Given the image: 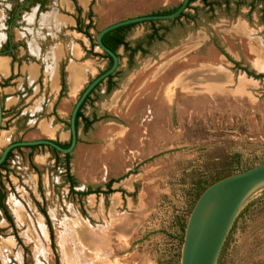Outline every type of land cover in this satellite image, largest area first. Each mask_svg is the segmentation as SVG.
Listing matches in <instances>:
<instances>
[{"label": "rangeland", "instance_id": "rangeland-1", "mask_svg": "<svg viewBox=\"0 0 264 264\" xmlns=\"http://www.w3.org/2000/svg\"><path fill=\"white\" fill-rule=\"evenodd\" d=\"M69 1L45 0L38 11L56 8L74 19L49 45L74 42L90 57L84 88L107 60L78 31L76 16L82 28L90 12L95 40L112 22L164 14L181 0H91L79 14ZM217 1L211 9L194 0L186 17L153 30L146 23L127 28L141 52L127 61L119 47L110 88L101 80L83 103L91 123L78 118L68 153L72 190L63 153L37 146L40 159L32 154L31 167L26 148L11 150L0 173V264H179L201 191L264 162V3ZM69 80L74 91L78 74L70 70ZM78 94L61 114L66 129ZM84 191L93 192L77 194ZM215 264H264V186L238 209Z\"/></svg>", "mask_w": 264, "mask_h": 264}, {"label": "crops", "instance_id": "crops-1", "mask_svg": "<svg viewBox=\"0 0 264 264\" xmlns=\"http://www.w3.org/2000/svg\"><path fill=\"white\" fill-rule=\"evenodd\" d=\"M73 1L70 0L69 2L84 8L90 4L91 0ZM36 2L30 5L32 6L30 12L21 14L20 19L15 22L16 25L10 30L11 41L16 44V48L12 52L14 61L9 54H0V80L11 76L6 85H0L1 149L12 141L32 140L39 137L51 139L60 144L67 143L69 130L63 126L61 114L69 101L81 92L87 74L90 73V57L84 56L74 42L63 45L57 40L49 45L51 37L57 35L60 27L71 26L74 19L57 12L56 8L39 12V6ZM44 2L45 0L42 4ZM221 5L225 6L224 3ZM9 7L8 0H0V47L6 38L4 20L6 9L8 10ZM182 17L176 20H180ZM165 20L173 21L171 18L156 19L151 22L144 20L136 22L130 27L146 23L153 30L157 22ZM73 23L75 25V21ZM142 29L143 26H140L139 30ZM127 32L124 34V40L131 47L138 46V43L131 44L129 42V33ZM119 47L123 50L122 45L116 47L117 57ZM138 47L139 49L135 53L141 52L140 46ZM97 55L103 57L102 52ZM61 62L64 63L63 71L65 72V89L62 92L60 85ZM70 70L75 71L80 80L74 91L69 80ZM21 147L27 149L29 162L34 164L31 159L32 154H34L32 149L37 146H18L13 149ZM34 158L40 159L37 154H34Z\"/></svg>", "mask_w": 264, "mask_h": 264}, {"label": "water", "instance_id": "water-1", "mask_svg": "<svg viewBox=\"0 0 264 264\" xmlns=\"http://www.w3.org/2000/svg\"><path fill=\"white\" fill-rule=\"evenodd\" d=\"M187 3L188 0H181L169 13L132 16L100 28L94 41L96 47L110 57L111 63L84 86L73 103L68 118V145L64 147L46 138L13 141L2 148L0 163L4 160L6 153L17 146L46 145L60 153H69L76 142L75 115L79 106L90 90L113 73L117 67L118 57L114 51L103 45L102 35L113 28L129 23L173 18L184 10ZM261 186H264V162L226 175L205 187L187 216L180 246L179 264H215L238 209L245 199Z\"/></svg>", "mask_w": 264, "mask_h": 264}, {"label": "trees", "instance_id": "trees-1", "mask_svg": "<svg viewBox=\"0 0 264 264\" xmlns=\"http://www.w3.org/2000/svg\"><path fill=\"white\" fill-rule=\"evenodd\" d=\"M35 1H37V0H22L20 3H16V5L12 6V9H11V11H10V15H11L10 17H11V19H13V18L15 17V13H16V11H17V13H18L19 10H26V9L31 5V2H35ZM192 1H194V0H188V3L186 4L185 8L188 7L189 3L192 2ZM199 1H200L204 6H207V7L211 8V9H212V6H213L214 4H218V1H217V0H199ZM235 1H242V0H235ZM261 1L264 3V0H261ZM223 3L226 5L227 0H224ZM177 6H178V5H177ZM177 6H176V7H177ZM176 7H175V8H176ZM175 8H174V9H175ZM174 9H172V10L166 12V13H169V12L173 11ZM75 10H76L77 14L80 13V8H79L78 6H76V5H75ZM18 14H19V13H18ZM90 16H91L90 12H87V14H86V18H87L89 21H88L86 24H84V25L82 26V28H81V25H82V24H81V20H80L79 16H76L75 20H76V25H77V29H78V31L82 32V33L88 38V40H89V42H90V45H91V47H92V46H95L96 44H95V41H94L92 35L88 32V29H89L90 27H92L91 20H90ZM181 16H185V17H186V14H185L184 11H181L177 16H175V17H173V18H171V19H172V20H176V19H178V18L181 17ZM148 21L151 22V21H153V20H148ZM135 23H136V22H134V23H129V24H125V25H121V26H118V27H116V28H113V29L107 31L106 33H104V34L102 35V37H101V41H102L103 45H105L107 48L111 49V50L114 51V52H115L117 46L122 45L123 50L127 52V57L130 59V58L132 57V55H133V54L139 49V47H138V46H133V47L129 46L128 43L124 40V34L126 33L127 28H129L131 25H133V24H135ZM102 56H103L104 58L107 59V65H106V67H105V69H106V68L110 65V63H111V59H110V57H109L106 53H104V52H102ZM232 62H233L235 65H237V63H236L235 61H232ZM248 73H249V72H248ZM63 74H64V73H63L62 68H61V70H60V76H61V79H60L61 92L65 89V83H64V79H63ZM113 74H114V72L111 73V74H109V75L105 78V80H106L107 82H109V86H108L107 90H108V89L110 88V86H111L110 79L112 78ZM249 74H250V73H249ZM254 77H263V76H262L261 74H258V75H255ZM96 86H97V85H95V86L90 90V92L86 95L85 99L83 100V102L81 103V105L79 106V108H78V110H77V112H76V115H75V129H76L77 125H78V118H80V119L83 120L85 126H87L88 124L91 123V120H88L86 117H84V116L82 115L80 109H81L83 103L85 102V100L88 98V95L92 92V90H93ZM59 144H60V143H59ZM60 145L65 147V146L68 145V142H67V143H63V144H60ZM35 146H40V145H32V146H27V147H35ZM15 148H16V147H15ZM12 149H13V148H12ZM12 149H10V150L6 153V156H5L4 160L0 163V168H3V167H4L5 161H6V159L8 158V156L10 155V152H11ZM49 149L51 150L52 154H54V153H55V154L59 153L58 151L54 150V149L51 148V147H49ZM63 157H64V159H63V169H64V172H65V180H66L67 183H68V188H69V190H72V187H73V179H72L71 175L69 174V165H68V162H69V161H68V158H69V156H68V153H64V154H63ZM53 158H54L55 161H56V159H57L56 156H53ZM30 165H31V167H34L32 163H31ZM108 187H109V185H108ZM0 188H1V187H0ZM95 191H96V192H99L98 190H95ZM91 192H93V191L77 192V194H79V195H85V194H87V193H91ZM2 198H3V194H2L1 189H0V208L3 207V204H2Z\"/></svg>", "mask_w": 264, "mask_h": 264}, {"label": "flooded vegetation", "instance_id": "flooded-vegetation-1", "mask_svg": "<svg viewBox=\"0 0 264 264\" xmlns=\"http://www.w3.org/2000/svg\"><path fill=\"white\" fill-rule=\"evenodd\" d=\"M22 1V0H21ZM8 2L10 3V7H9V9L6 11V17H5V20H4V23H5V31H6V38H5V41L3 42V44L1 45V47H0V54H9L10 56H11V58H12V60L14 61V56L12 55V52H13V50L16 48V44L15 43H13L12 41H11V37H10V30H11V27H12V24H13V21L15 20V18L17 17V16H19V14L18 13H20V11H22V10H19L18 11V13H17V11H16V13H15V17L13 18V19H11V15H10V11H11V9H12V6H11V1L10 0H8ZM42 2H43V0H37V4H38V6L40 7V8H42L43 6V4H42ZM20 3V2H19ZM35 2H31V4H34ZM30 7V6H29ZM27 10V9H26ZM23 11H25V10H23ZM11 79V76H9V77H7L6 79H3V80H0V85L2 86V85H6L8 82H9V80ZM97 85V84H96ZM88 97H89V95H88ZM88 99V98H87ZM86 99V100H87ZM67 127H68V124H67ZM76 140H77V138H76ZM13 142V141H12ZM56 142V141H55ZM68 143H69V141H68ZM43 146H46V145H43ZM18 147V146H17ZM48 147V146H47ZM15 148V147H14ZM12 149V148H11ZM64 154V153H63Z\"/></svg>", "mask_w": 264, "mask_h": 264}, {"label": "bare ground", "instance_id": "bare-ground-1", "mask_svg": "<svg viewBox=\"0 0 264 264\" xmlns=\"http://www.w3.org/2000/svg\"><path fill=\"white\" fill-rule=\"evenodd\" d=\"M75 81H76V78H75V80H74V81H72V85H73V83H75Z\"/></svg>", "mask_w": 264, "mask_h": 264}]
</instances>
